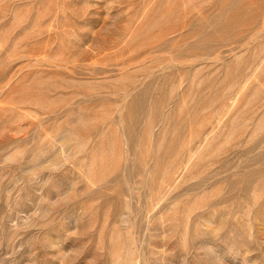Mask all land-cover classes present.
<instances>
[{
  "label": "rangeland",
  "instance_id": "rangeland-1",
  "mask_svg": "<svg viewBox=\"0 0 264 264\" xmlns=\"http://www.w3.org/2000/svg\"><path fill=\"white\" fill-rule=\"evenodd\" d=\"M0 264H264V0H0Z\"/></svg>",
  "mask_w": 264,
  "mask_h": 264
},
{
  "label": "bare ground",
  "instance_id": "bare-ground-1",
  "mask_svg": "<svg viewBox=\"0 0 264 264\" xmlns=\"http://www.w3.org/2000/svg\"><path fill=\"white\" fill-rule=\"evenodd\" d=\"M127 203V202H126Z\"/></svg>",
  "mask_w": 264,
  "mask_h": 264
}]
</instances>
